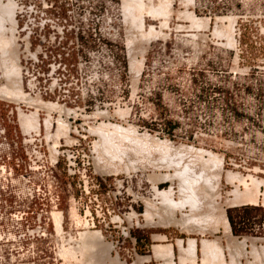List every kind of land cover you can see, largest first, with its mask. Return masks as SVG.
Masks as SVG:
<instances>
[{
	"label": "rangeland",
	"instance_id": "1",
	"mask_svg": "<svg viewBox=\"0 0 264 264\" xmlns=\"http://www.w3.org/2000/svg\"><path fill=\"white\" fill-rule=\"evenodd\" d=\"M0 2L6 4L7 0ZM14 2L17 4L14 38L18 44L16 47L19 50L22 86L24 83L21 67L24 56L27 54L28 40L26 21L28 26L36 31L44 27L46 43L50 45V49L59 50L60 47L70 44L73 26V19L70 18L72 12L104 13L106 10L112 12L114 10L111 3L118 5V20L122 26L121 39L118 41V49L114 55L116 60L121 62L123 77L99 99L101 106L98 109H95V101L88 102L89 108L77 121L79 133L75 130V134L65 136L67 145H71L75 138L81 139L79 150H82L83 157L77 161L75 174L68 170L66 159L60 158L59 163L55 164L57 157H54L55 150L52 148L64 143L63 141L60 143L58 139L56 146H53L54 139H48L49 132L46 131L44 134L43 125L46 126L44 119L48 118L44 116L45 113L41 112L40 116L43 124L42 133L51 152V157L47 160L33 150L32 135L35 131L38 133L39 129L34 131L32 129L28 134H24L25 132L20 128L19 113L28 114L35 109L25 103L20 105V103L0 99V142L6 139L8 143L1 147L0 152L6 165L5 173H0V188L7 192L8 203L5 216L0 218L1 227L5 226V230L1 229L0 232L4 237L0 242V248L20 251V255L12 257L13 261L9 264H80L82 262L76 263L74 259H69V262L63 259L59 250L64 249L61 246V239H65L63 243L67 248L66 243L70 237L75 241L78 238L80 240V234L85 231H100L104 242L111 246L106 254H104L105 250L97 246L99 250L95 249L97 258L94 264H114L115 262L116 264H134L139 257L146 255L145 246L148 244V235L155 231V228H150L152 222L148 221V223L143 216L153 202L152 205L157 208V212L155 209L153 212L155 210L156 214L161 213V218L157 217L158 219L154 221L161 225L172 224V221L183 225H194L201 221L211 226L221 223L216 222L221 219H217L216 213L213 216V213L208 210L209 205L206 201V204L204 203V200H207L204 198L208 197L202 198V205L195 203L197 199L194 195L196 194H193L194 191L191 189L194 197H189L191 191L184 183L185 177L181 176L180 166H185L184 168L191 170V174L196 170L194 172L196 176H201L202 181L205 179L207 184L215 186V179L212 180L214 172L211 170L213 165L207 168L209 165L206 162L201 166V163L207 160L208 154H196L197 159L193 158L195 154H189L191 158L182 156V160L178 161L181 155L176 156L175 151L168 152L161 146L158 147L159 144L154 143L152 139L149 141L142 140L141 137L135 138L133 135V137L129 135L130 138L128 135L124 137L115 135L111 139L113 142H118V146L123 145L122 148L127 150L131 148L127 152L132 158L125 153L124 159L126 160L127 157L130 159L119 161L111 157L114 153H109L111 151L107 150L109 146L105 145L106 147L102 148L104 146L100 144L101 140H98L101 139L100 135L93 133L95 126L108 123L123 127L133 126L139 135L147 134L158 141H168L174 148L185 145V147L203 150L205 153L211 152L216 156L220 154L217 158L224 157V162L216 204L226 211L227 217L230 212L237 222L239 216L249 217L250 220L245 221L246 225L242 226L243 229H239L238 234H234L232 229L234 235L264 237L263 204L228 208L230 204L227 200L232 198L230 193L237 183H224L228 171L239 173L244 177L250 175L256 180L264 181V0H194L193 5L188 7L182 0H172L173 15L169 17V21L167 20L168 28L164 27L162 30L169 34L168 37L157 38L145 44L142 37L138 36L139 32L131 29L133 34H137L132 45L134 47L128 45L126 15H124L126 13H124V5L122 4L121 7L119 5L120 0H46L47 4L42 0H14ZM143 2L147 3V0ZM159 2L155 0L153 3ZM33 3H36L38 10L46 11L47 15L28 18L27 14L21 18L19 11L22 9L24 14L28 13ZM186 10L188 13L193 12L197 18L210 19L209 28L188 29V26L191 28V20L181 15ZM223 17L234 19L231 27L237 43L235 46H231L226 37L214 33L217 28L221 29L224 26V30L227 26L226 31L229 27V20ZM152 19L145 18V29L152 26L158 30L164 19ZM219 19L222 20L219 21ZM5 24L3 26L8 29L10 24L7 22ZM178 26L181 30L179 28L177 30ZM61 32L64 33L65 39L60 42ZM6 34L9 36L10 33ZM50 34L55 35L54 41L49 38ZM192 34L197 35L198 38ZM125 45L128 47V60ZM140 49L146 50L145 53L143 52L144 55ZM134 53L138 59H143V68L138 81L134 79L130 66ZM1 60L0 57V87L6 83L3 78L5 76ZM120 110L126 112L120 114ZM100 112L106 115L104 113L101 115ZM51 114L54 117L53 121L58 118L54 112ZM61 118L69 124L64 114ZM55 122L51 121L54 125ZM95 142L102 147H98ZM127 143L129 145H126ZM117 144L114 145L117 146ZM96 147L100 154L96 152ZM45 149L44 145L43 150ZM97 155H100L99 158L103 157V161L108 155L112 158L110 160L107 156L109 160L115 162L112 164L107 161V158L103 163ZM201 155H204L203 159L206 160L202 159V161ZM171 158L175 159L172 161ZM97 160L100 162L96 163ZM165 162L167 166L174 165L180 169L181 174L176 168L167 167ZM118 163H121V166ZM97 164H100L99 169L101 168L105 173L97 169ZM191 164L193 166H190ZM103 165H108V169ZM111 165H113L112 168ZM204 165H207V169L202 168L205 167ZM131 166L134 169L131 170ZM213 168L215 171L216 167ZM11 169L12 174H10ZM186 174L185 172L184 176ZM209 174L212 176L210 177ZM168 177L170 178L167 179ZM178 179L184 184L181 188H179L181 182ZM241 188L243 189L242 186ZM169 189L172 193L168 201L158 196L160 191ZM211 189L212 187L208 188L209 191L206 192H212ZM262 190L264 192V185ZM30 191L34 196L37 194L36 198L30 196ZM182 192L187 196H184ZM206 192L203 194L207 195ZM188 197L192 200H188ZM184 198L189 202L183 201ZM200 199L199 197L198 200ZM180 201L184 202L183 205L174 208ZM192 201L197 206H202L201 210L197 209L202 216L200 214H198L199 217L190 216ZM72 208H75L83 218L81 226L77 225L70 216ZM164 210L168 211L165 212L172 217L171 219L170 216H166V213L163 214ZM53 211L62 213L63 233L61 232V235L64 236L63 238L55 229ZM207 213L212 218L217 216V220L211 221V217L205 218L204 214ZM84 220L88 222H86L87 228L84 226ZM14 235H17L16 240L13 239ZM88 253L92 255L90 251ZM78 256V259L83 257ZM88 256L86 257L85 254L86 258L82 259H87Z\"/></svg>",
	"mask_w": 264,
	"mask_h": 264
},
{
	"label": "bare ground",
	"instance_id": "2",
	"mask_svg": "<svg viewBox=\"0 0 264 264\" xmlns=\"http://www.w3.org/2000/svg\"><path fill=\"white\" fill-rule=\"evenodd\" d=\"M1 1V0H0ZM157 1H160L158 4H155V3H153V0H148V2L147 3H145V2H143L142 0H123V5H124V13H126V14H124V15H126V24H125V27H126V34H127V37L129 38H127L128 40V45H130V47H134V46H132L133 45V42H134V39H136L137 38V36L135 37V35H137V34H133L132 32H133V30L135 31V30H137V33H138V36L140 35L142 38L141 39H143L144 40V42H146L145 44H149L152 40H154V39H157V38H161V39H166L167 37H168V35L169 34H166V33H164L162 30L164 29V27H167V24H168V22H167V20L169 21L170 20V18L172 17L171 15H173L172 13H173V11H172V0H157ZM155 2V1H154ZM182 2H183V4L186 6V7H188V6H191V5H193V3H194V0H182ZM1 4H0V52H2L1 53V55H0V57H1V63H2V69H3V75L6 77H3L4 79H5V81H6V83L3 85V86H1L0 87V99L2 100V101H7V102H14V103H20V102H23V103H25V104H27V105H29V107L31 106L33 109H35L33 112H31V113H28V114H24V113H19L20 114V116H19V122H20V126L22 127V131H24L23 133L24 134H28L29 133V131L30 130H32L33 129V131L36 129V130H38L39 129V127H40V125H41V116H40V111H46V113H47V115H48V118L47 119H44L45 120V125L47 126L46 128L48 129L50 126H51V121L52 122H54V121H56V123H57V130H56V133H54V134H51V133H49L50 135L48 136V139L50 140H52V139H54V141H53V143H55V145H53V146H56V144H57V140L59 139V137H60V135H67L68 134V132L70 131V126H69V124L64 120V119H62L61 118V116H62V114H64V115H68V111L67 110H65L64 108H62V107H60V106H58V105H56V104H51V103H47V102H44V101H42L41 99H39V98H30V96H25L26 94H24L25 92H24V90H23V86H22V78H21V74H20V64H19V60H18V57H19V55H18V47H16V45L18 46V44L15 42L16 41V39L14 38V31H15V29H16V19H15V10H16V6H17V4H15V2H14V0H7V3L6 4H2V2H0ZM190 8V7H189ZM188 9V8H187ZM183 14H181V12L179 13V14H181V15H183V16H185V17H187L188 18V20L191 22V28H190V26H188L187 28L188 29H191V30H194V29H192V28H195V30L197 29V28H200V29H207V28H209V25H210V19H200V18H197L196 16H194V13L192 12H190V13H188L187 12V10L186 11H184V12H182ZM171 16V17H170ZM182 16V18H185V17H183ZM147 17H151V19L152 18H154V19H158L159 18V20H160V18H162V19H164L163 20V22H161L160 23V28L158 29V30H156V28L155 27H152V26H150L148 29H145V24H144V20H145V18H147ZM170 17V18H169ZM179 17H180V15H179ZM186 18V19H187ZM225 17H223V19H224ZM232 18L233 17H227V18H225V20L227 19V20H229V27L227 28V30L225 31V29H226V27L224 28V30H223V27L221 28V26H219L221 29H219V28H217V29H215V34H217V35H219V36H224V37H226L227 38V40H228V43L231 45V46H235L237 43H236V41L234 40V37H233V35H234V30L232 31V23L234 24V19L232 20ZM153 20V19H152ZM222 20V19H221ZM220 19H219V21H221ZM224 21V20H223ZM9 23L10 24V27L7 29V28H5L4 26L6 25L5 23ZM222 23V22H221ZM5 24V25H4ZM223 24V23H222ZM4 25V26H3ZM179 26H181V25H179ZM177 27V30H178V28H179V30H181V28H183V26H181V28L180 27ZM186 27V26H185ZM216 27V26H215ZM234 27V26H233ZM3 28H5V30L3 29ZM168 28V27H167ZM131 29H133L132 30V32H131ZM198 30V29H197ZM5 31H6V33L8 32V33H10L9 34V36L5 33ZM130 33H132L131 35H130ZM136 33V32H135ZM194 37H196L194 34H192ZM200 36V35H199ZM139 38V37H138ZM197 38H198V36H197ZM139 40V39H138ZM136 44V43H135ZM228 44V45H229ZM143 49V48H142ZM142 49H140V52L141 53H143L144 51H146V50H142ZM145 49V48H144ZM137 53V52H136ZM145 53V52H144ZM144 53L142 54V55H144ZM5 66V67H4ZM130 66H131V69H132V71H133V73H134V76L133 77H135L134 79L135 80H139V77H140V75H141V71H142V68H143V59H138V57H137V55L134 53V55H132V57H131V61H130ZM5 69V70H4ZM136 82V81H135ZM30 107V108H31ZM54 111H56V112H58L59 113V117L56 119V120H54L53 121V116H52V114H51V112H54ZM126 111H124V110H120V114H124ZM101 113V112H100ZM100 113H98L99 115H100ZM104 112H102L101 113V115L103 114ZM105 114V113H104ZM103 114V115H104ZM106 115V114H105ZM91 127H93V126H91ZM96 127V128H95ZM94 127V132L93 133H97V134H99L100 135V137L99 138H101V139H98V140H101V143L100 144H102L104 147H102V145L100 146L98 143L96 144V142H98V141H96L95 142V144L96 145H98V147L100 146V147H102V148H105L106 146H109V148L107 149L108 151H109V149L111 150V151H109V153L110 154H112V152L114 153L111 157L113 158V159H117V160H119V161H123V160H125L124 158H125V156H126V154L128 153V156H129V152H127V151H129V149H131L130 147H129V149L127 150V148H122V146H118L119 144H117L118 142H113L111 139H112V136H115V135H123V137L124 136H135V138L137 137H141L140 139H142V140H153V141H155L154 143H156V144H159L158 145V147L159 146H161L164 150H166V151H168V152H170V151H175L177 154H176V156H180L181 155V157H179V159H178V157H177V159H178V161H180V159L182 158V156H184L185 158H191V157H189V154H195V156L193 157V158H195L196 157V159H197V156L198 155H196V154H208V156H207V160L206 159H203V156L201 155V157L202 158H200L201 160L203 159V160H206V161H203L202 163H201V166L203 165V164H206V162H207V164L209 165L207 168H209V167H211L212 165H213V167L215 166L216 167V172L213 170V169H215V168H213V167H211L212 169V171L214 172V173H212V175H213V179L212 180H214L215 179V186L213 185H209V183L207 184V182H206V180H205V182H203L200 178H201V176L199 177V176H196L197 174H194V172H196V170L194 171V170H192V171H194L193 172V174H191L192 172H191V170L189 171L187 168H184L183 166H180L179 168L181 169V173L183 174H181L180 173V169H178V168H176L174 165L173 166H167V163L165 162V164H166V166L167 167H173L174 169L176 168L178 171H179V173L181 174V176H183V177H185L184 179H185V181H184V183L186 184V186H187V188L189 189V191H191V190H193L194 191V193H193V191H191L190 192V194L191 193H193V194H196V195H194L195 196V199H197V200H195V203H201L202 201H203V199L202 198H204V197H208L209 198V200H204V203H205V201H206V203L209 205V209H211L210 210V212H212L213 214V216H214V213H216L215 215H217L218 216V218H217V216H216V218L217 219H221V221H222V223L223 224H225V225H223L224 227H226V225H228V223H227V219H226V214H225V210H222V209H220V207H218V205L216 204V199H217V197H218V192H217V189H218V184L222 181V173H223V171H222V169H223V158L221 157V159H219V158H217V156H220V154L219 155H217L216 156V154L214 155V154H212L211 152H207V153H205V151H203V150H196V149H194V147H185V145L184 146H177L176 148H174L173 146H172V143H170V142H168V141H158V140H156V138H151L149 135H147V134H144V135H139L137 132H136V129L133 127V126H129L128 125V127H123V126H119V125H114V124H100V126L98 125V127L97 126H95ZM91 130V129H90ZM32 132V131H31ZM48 132V131H47ZM92 133V132H91ZM92 133V134H93ZM138 135V136H137ZM130 136H129V138H130ZM132 136V137H133ZM67 137V136H66ZM47 138V137H46ZM115 139V138H114ZM139 139V138H138ZM133 141V140H132ZM148 141V142H149ZM100 142V141H99ZM147 142V141H146ZM117 144V146L116 145H114V144ZM95 145V146H96ZM106 145V146H105ZM125 145V144H124ZM126 145H129V143H127ZM180 145V144H179ZM52 146V147H53ZM131 146V145H130ZM98 147H96V152H98L99 153V151H98ZM132 147V146H131ZM160 147V148H161ZM53 150H54V147L52 148ZM126 149V150H125ZM52 150V151H53ZM107 151V152H108ZM56 154V152L54 151L53 152V155H54V157L56 156L55 154ZM126 153V154H125ZM100 154V153H99ZM109 154V155H110ZM131 154V153H130ZM185 154L188 156H185ZM193 155H191V156H193ZM98 156V155H97ZM100 156V155H99ZM99 156H98V158H99ZM104 156H106V155H104ZM108 156V155H107ZM106 156V158H105V160L109 157H107ZM173 157H175L174 155H172ZM200 156V155H199ZM102 157V156H101ZM130 158H132L131 156H129ZM183 157V158H184ZM206 157V156H205ZM208 157H209V159H208ZM110 158V157H109ZM109 158H108V160L107 161H110V160H112V158H110V160H109ZM128 158V157H127ZM127 158H126V160H127ZM130 158H128V159H130ZM176 158V157H175ZM175 158H171L172 159V161L175 159ZM199 158V157H198ZM97 159V158H96ZM100 160H102L103 159V157L102 158H99ZM170 159V160H171ZM100 160H97L96 161V163L97 162H100ZM104 160V161H105ZM125 160V161H126ZM166 160V159H165ZM169 160V159H168ZM167 160V161H168ZM182 160V159H181ZM195 160V159H194ZM104 161L102 160V162L104 163ZM129 162H130V160H128ZM127 161V162H128ZM177 161V160H176ZM184 161V160H183ZM195 161H197V160H195ZM112 161H110V163H111ZM115 162V161H114ZM114 162H112V164H114ZM127 162H124V164L126 163V165H130V164H128ZM170 162V161H169ZM201 162V161H200ZM109 163V164H110ZM134 163V162H133ZM176 163V162H175ZM183 163V162H182ZM101 164V163H100ZM100 164H97L96 166H98V165H100ZM108 164V163H107ZM118 164H120V166H121V163H118ZM123 164V163H122ZM135 164V163H134ZM134 164H131V165H134ZM178 164V163H177ZM187 163H185V165H186ZM211 164V165H210ZM136 165V164H135ZM170 165H171V163H170ZM178 165H180V164H178ZM189 165V164H188ZM104 166V165H103ZM112 166L113 165H111V168H112ZM190 166H193L192 164L190 165ZM200 166V165H199ZM205 167H202V168H206V166L207 165H204ZM102 167V166H101ZM104 167H107V169H108V165L106 166H104ZM124 167V166H123ZM134 167V166H133ZM136 167V166H135ZM178 167V166H177ZM103 168V167H102ZM114 168V167H113ZM128 168V167H127ZM131 168V170L132 169H134V168H132V166L130 167ZM130 168H128V169H130ZM182 168H184L183 170H182ZM189 168V167H188ZM206 168V169H207ZM99 171H102L101 170V168L99 169V166H98V168H97ZM106 169V168H105ZM136 169V168H135ZM201 169V168H200ZM206 169H204V172H206L207 173V171H205ZM103 170H104V168H103ZM177 170H175V171H177ZM113 171V170H112ZM115 171H117V170H115ZM115 171H113V172H115ZM201 171H203L202 169H201ZM200 170H199V173L201 172ZM208 171H210L209 169H208ZM211 171V172H212ZM102 172H104L105 173V171H102ZM101 172V173H102ZM109 172H110V170H109ZM108 172V173H109ZM112 172V173H113ZM185 172L187 173L186 174V176H184V174H185ZM222 172V173H221ZM227 172V171H226ZM106 173H107V170H106ZM111 173V172H110ZM177 173V172H176ZM206 173H204L203 175H204V177H206ZM117 174V173H116ZM108 175H111V174H108ZM113 175V174H112ZM194 175V176H193ZM199 175V174H198ZM210 175V177L212 176L211 174H209ZM168 176V175H167ZM175 176H177V174H175ZM174 176V177H175ZM157 177V176H156ZM166 177V176H165ZM164 177V179L166 180V178ZM171 177V176H170ZM170 177H168L167 179H169ZM178 177L181 179V177L178 175ZM226 177V180L230 183H237L236 184V186H235V189H233L232 191H231V195H232V198H229L228 200H227V202L230 204V206H239V205H243V204H247V205H254V206H257V205H260V203H262L263 204V206H264V192H263V190H262V186L264 185V181L263 180H256V179H254L252 176H246L247 177V179L248 178H250V182H248L247 180H246V178L245 177H243L241 174H239V173H235V172H232V171H228V173H227V175L225 176ZM162 179V178H161ZM172 179V177L170 178V180ZM174 179V178H173ZM176 179H177V177H176ZM180 179H178V181L179 182H181V180ZM164 180V181H165ZM167 181V180H166ZM169 181V180H168ZM172 181V180H171ZM178 182V183H179ZM230 183V184H231ZM181 185H184L182 182H181V184L179 183V188H181L182 186ZM208 186H210V187H208ZM241 186H243V189L241 188ZM212 187V192H210V193H207L206 191H209L208 190V188H211ZM191 189V190H190ZM181 190V189H180ZM182 191V190H181ZM31 192V191H30ZM206 192V194L207 195H205V194H203V193H205ZM171 193H172V190L171 189H169V190H164V191H160L159 192V195L158 196H160L163 200H169V198L171 197ZM187 193V192H186ZM32 194V193H31ZM182 194L184 195V193L182 192ZM193 194H191V196H189V197H194V196H192ZM203 194V195H202ZM186 195V194H185ZM184 195V196H185ZM187 196V195H186ZM189 197H188V200H192V199H189ZM196 197H198V198H196ZM199 197L201 198L200 200H198L199 199ZM208 198H204V199H208ZM183 199V198H182ZM185 200H183V201H185V202H187L188 200L186 199V198H184ZM162 200V201H163ZM187 200V201H186ZM194 200V199H193ZM182 201V203H181V201L178 203L177 202V205L174 207V205H172L174 208H176L178 205L179 206H182L183 205V202ZM200 201V202H199ZM165 202V201H164ZM189 202V201H188ZM209 202V203H208ZM146 203V202H145ZM180 203H181V205H180ZM191 203V202H190ZM193 201H192V203H191V205L190 206H192V213H190V216L193 214H196L197 216H198V214H200L199 213V210H197V209H200L201 210V208L200 207H202V206H197L198 205V203H197V205L195 204ZM204 203H203V205H204ZM205 203V204H206ZM152 204H154V202L152 203ZM152 204H150L149 206H148V210H146V212H145V214L143 215L145 218L144 219H146V221L148 222H151L152 221V219L153 218H155V216H157V217H159V219L161 218L160 217V215H161V213H160V211H159V213H160V215L159 214H156L155 213V210L157 209L156 208V206H155V208H154V206L152 205ZM196 205V207L194 208V206ZM201 205H202V203H201ZM207 205V206H208ZM171 206V207H172ZM262 206V205H261ZM172 207V208H173ZM199 207V208H198ZM162 208H164V207H162ZM162 208L160 209L161 211H162ZM166 208V207H165ZM153 209H155L154 210V212H153ZM193 209H195L196 210V213L195 212H193V211H195V210H193ZM165 211H167V210H164V213L163 214H165L166 212ZM170 211V210H169ZM198 211V212H197ZM156 212H157V210H156ZM168 212V211H167ZM209 212V213H210ZM53 215H54V218H55V224H56V228L55 229H57L56 231H58V233H60V235H61V232H62V218H63V216L60 214V213H56V212H54L53 211ZM167 215L166 216H170V215H168V213H166ZM170 214V213H169ZM135 215V214H134ZM192 215V216H193ZM201 215V214H200ZM199 215V216H200ZM205 215H208V213L207 214H204V217L206 218H210L211 219V221L213 220V219H216L215 217H213L212 218V216H210L211 215V213H210V215H208V216H205ZM70 216L72 217V219H74L75 220V222H76V224L77 225H82L83 224V218L79 215V212L75 209V208H72V210L70 211ZM136 216V215H135ZM135 216H133V217H135ZM162 216H164V215H162ZM189 216V217H190ZM196 216V217H197ZM198 216V217H199ZM202 216V215H201ZM131 217V216H130ZM137 217V216H136ZM165 217V216H164ZM197 217V218H198ZM82 218V219H81ZM163 218V217H162ZM166 218V217H165ZM170 219L172 218L171 216L169 217ZM188 218V217H187ZM202 218V217H201ZM167 219H168V217H167ZM200 219V218H199ZM203 219V218H202ZM216 219V220H217ZM151 220V221H150ZM172 220H174V219H172ZM192 220V219H191ZM205 220V219H204ZM200 221V220H199ZM209 221V220H208ZM210 221V222H211ZM221 221H216V222H221ZM224 221V222H223ZM84 222H85V220H84ZM87 222V221H86ZM86 222L84 223V226H86V228H87V226L88 225H86ZM148 222V223H149ZM202 222V221H201ZM200 222V223H201ZM204 222V221H203ZM207 222V221H206ZM88 223V222H87ZM183 223V222H182ZM215 223V222H214ZM227 223V224H226ZM202 224V223H201ZM200 224V225H201ZM204 224V223H203ZM215 224H218L219 225V223H215ZM214 224V225H215ZM214 225H212V228H213V226ZM227 227H229V225L227 226ZM226 227V228H227ZM85 229V228H84ZM214 229H215V227H214ZM229 229H230V227L227 229L228 231H229ZM226 230V231H227ZM63 233V232H62ZM80 233V232H79ZM81 236H80V240H79V238H78V240H73V239H70L69 238V241H68V243H66V244H68V247L66 248V245H64L65 243H63V242H65V241H63V240H65V239H61L62 240V244H61V246L64 248L63 249V251L62 250H59V253H60V256L61 257H63V259H65V260H67L68 262H69V259H74L73 261H76V263L78 262H84L83 264H94L95 263V261H96V258H97V254H95L96 252H95V249L97 248V246H100L99 248L101 249L102 248V250H105V253L104 254H106V252H109L110 251V249H111V246L108 244V243H106V242H104V239H103V236H102V233L100 232V231H85V232H83V233H81L80 234ZM63 235H61V237H62ZM59 237V236H58ZM64 237V236H63ZM62 237V238H63ZM159 237H161V236H159ZM158 237V238H159ZM164 237L165 236H163V239H164ZM166 238V237H165ZM160 239V238H159ZM61 242V241H60ZM210 242V241H209ZM208 242V244H211L212 243V245L213 244H215V243H213V242H210L209 243ZM207 243H206V246H205V248H207V245H208ZM217 245V244H216ZM216 245L214 246L213 245V247H214V249H215V247H216ZM218 246V245H217ZM156 247V246H155ZM154 247V248H155ZM159 247H161V249H162V246H158V248ZM209 247H210V245H209ZM168 248H170V246L168 247ZM221 248V247H220ZM98 249V248H97ZM156 249H157V247H156ZM160 249V248H159ZM159 249H157L158 251H159ZM163 249H165V248H163ZM162 249V250H163ZM172 249V248H171ZM216 249H217V247H216ZM88 250V251H87ZM99 250V249H98ZM101 250V251H102ZM155 250V249H154ZM156 250V251H157ZM166 250H168L167 249V247H166V249H165V251ZM217 250H219V249H217ZM221 250V249H220ZM219 250V251H220ZM85 251L88 253L89 251H90V253L92 254V255H90L89 253H88V255H87V253H85ZM164 251V250H163ZM163 251L162 252H160L161 254L163 253ZM171 251V250H170ZM218 251V252H219ZM257 251V250H256ZM255 251V252H256ZM168 252H169V250H168ZM258 252V251H257ZM256 252V253H257ZM262 252V251H261ZM79 253V254H78ZM100 253V252H99ZM155 253H157V252H155ZM167 253V252H166ZM170 253V252H169ZM168 253V254H169ZM85 254H86V257L88 256V258L87 259H82V258H86V257H84L85 256ZM158 254H159V252H158ZM158 254H156L157 256H158ZM164 254V253H163ZM163 254L161 255V257L163 256ZM168 254H167V256H168ZM262 254V253H261ZM78 255H80V257L81 256H83L82 258H80V259H78ZM101 255H102V252H101ZM256 255V254H255ZM257 255H258V253H257ZM260 256V255H259ZM104 257V256H103ZM166 257V256H165ZM169 257V256H168ZM170 258H171V256H170ZM260 258V257H259ZM145 259H147V257L145 258H140L139 257V259L134 263V264H143V262L145 261ZM115 261V260H114ZM70 262H72V261H70ZM112 262V261H111ZM82 263H80V264H82ZM70 264V263H69ZM114 264H116V262L114 263ZM120 264V263H119Z\"/></svg>",
	"mask_w": 264,
	"mask_h": 264
},
{
	"label": "built area",
	"instance_id": "3",
	"mask_svg": "<svg viewBox=\"0 0 264 264\" xmlns=\"http://www.w3.org/2000/svg\"><path fill=\"white\" fill-rule=\"evenodd\" d=\"M73 1V0H72ZM46 3V0H42ZM111 3V2H110ZM116 4L111 3L114 11L106 10L104 13L94 12H72L70 18L73 19L71 27V40L69 45H64L59 50L50 49V45L46 43L47 37L43 33L44 27L39 31L32 29L25 22L27 31V54L24 56V63L21 70L23 74V90L27 96L39 98L44 102L56 104L68 111L65 115L69 122L71 133L75 134V130L79 133L77 121L83 116V113L89 108L88 102L95 101V109L101 106L99 99L104 96L107 90L111 89L117 81H121L123 77V69L121 62L115 58L118 41L121 39L122 26L118 20V12ZM20 17L24 18L28 14L31 17H45L47 12L38 10L36 3L30 5L29 12L24 14L23 10L19 11ZM33 37V39H32ZM53 41L55 35H49ZM65 39V35L61 32L59 41ZM73 45V47H70ZM45 117H48L45 111ZM59 113L54 111V115ZM57 119V118H56ZM42 123L39 132L32 135V144L34 152L44 159H50L51 152L47 147L44 136H41ZM44 134L46 131L53 134L57 130V123L51 124L50 128L43 125ZM63 145L54 147L56 152L55 164L59 163L60 158L67 160V167L73 174L76 173L77 161L83 157L81 139L75 138L71 145L66 144V137L62 135L59 138ZM8 145L6 139L0 142L1 147ZM44 145L46 149L43 150ZM10 158V156L8 157ZM6 165L3 156L0 154V173H5ZM13 173L11 169L10 174ZM2 188V187H1ZM0 188V218H3L8 209L6 199L7 192ZM32 193V194H31ZM33 197V192H30ZM37 196V194H36ZM36 196H34L36 198ZM23 217L21 218V220ZM0 232L5 230V226L1 227ZM7 229V228H6ZM0 242L4 239L0 234ZM17 235L13 239L16 240ZM6 250L0 248V264L11 263L13 255L5 254Z\"/></svg>",
	"mask_w": 264,
	"mask_h": 264
},
{
	"label": "crops",
	"instance_id": "4",
	"mask_svg": "<svg viewBox=\"0 0 264 264\" xmlns=\"http://www.w3.org/2000/svg\"><path fill=\"white\" fill-rule=\"evenodd\" d=\"M154 1L155 0H153V2ZM122 4L123 0H120V7ZM125 49L128 60L127 45H125ZM21 104L24 103L20 102V105ZM20 128L23 130L21 126ZM41 136H43L42 128ZM245 178L247 181L250 180V178ZM224 183L229 184L226 179L224 180ZM207 200H209V198ZM228 206V208L236 207ZM208 210L210 211L211 209ZM225 216L230 227L229 231L227 230L229 228L227 227L228 225H226L227 228L224 227L223 225L225 224H223L222 221L219 225L215 224L213 228L206 223L183 225L173 221L172 224L161 225L159 222L156 223V221H154L155 219H158L157 216H155L152 221L150 220L152 222L150 228H155V231L148 235V244L145 246L147 249L145 251L146 255L141 256V258L147 257L143 264H264V237L234 235L228 217L227 215ZM163 236L166 238L164 237L163 239ZM209 241L215 243L213 244L214 246L217 244V249L221 250H217L216 247L214 249L212 243L208 244ZM206 243L208 244L207 248H205ZM159 245L162 246V249H166L167 247L170 253L168 250L165 251V249H163V251L161 247H159V249ZM169 246L170 248H168ZM162 251L164 254L162 253L163 256L161 257L162 254L160 252ZM156 254H158V256Z\"/></svg>",
	"mask_w": 264,
	"mask_h": 264
},
{
	"label": "trees",
	"instance_id": "5",
	"mask_svg": "<svg viewBox=\"0 0 264 264\" xmlns=\"http://www.w3.org/2000/svg\"><path fill=\"white\" fill-rule=\"evenodd\" d=\"M228 219H229V222L232 226L234 234H238L240 232L239 229H243L244 227H242V226L246 225L245 221L250 220L249 217H245V216L240 217L239 216V220L237 222L236 218L230 212L228 213ZM238 225H239V228L237 229Z\"/></svg>",
	"mask_w": 264,
	"mask_h": 264
},
{
	"label": "flooded vegetation",
	"instance_id": "6",
	"mask_svg": "<svg viewBox=\"0 0 264 264\" xmlns=\"http://www.w3.org/2000/svg\"><path fill=\"white\" fill-rule=\"evenodd\" d=\"M5 252H6L5 254H11V253H12V254L15 255L16 257H18V256L20 255V251H19V250H18V251H12V250H11V253H9V251H7V250H6Z\"/></svg>",
	"mask_w": 264,
	"mask_h": 264
}]
</instances>
